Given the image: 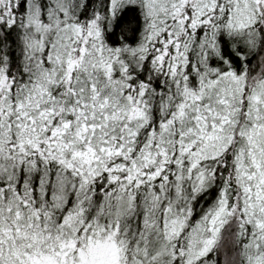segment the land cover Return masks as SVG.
I'll list each match as a JSON object with an SVG mask.
<instances>
[{
	"label": "snow or ice",
	"instance_id": "6c2138e0",
	"mask_svg": "<svg viewBox=\"0 0 264 264\" xmlns=\"http://www.w3.org/2000/svg\"><path fill=\"white\" fill-rule=\"evenodd\" d=\"M0 264H264V0H0Z\"/></svg>",
	"mask_w": 264,
	"mask_h": 264
}]
</instances>
